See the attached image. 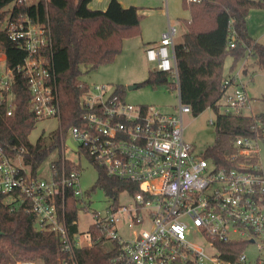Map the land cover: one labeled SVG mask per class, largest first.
I'll return each instance as SVG.
<instances>
[{
  "label": "built area",
  "instance_id": "2783aa9c",
  "mask_svg": "<svg viewBox=\"0 0 264 264\" xmlns=\"http://www.w3.org/2000/svg\"><path fill=\"white\" fill-rule=\"evenodd\" d=\"M16 3L31 4L16 0L0 26L25 56L9 68L0 48V106L13 114L12 85L15 74H21L27 79L36 120L57 118L59 129L61 102L50 21L14 15ZM179 33L169 20L159 42L145 49L155 69L172 76L168 88L179 98L175 111L128 102L108 84H88L80 96L79 122L61 143L50 180L25 161V145L12 143L6 151L0 144V204L33 213L37 230L59 237L61 251L54 264H80L76 250L98 241L110 243L105 247L112 253L109 264H264V168L257 148L261 138L237 137L235 152L224 166L185 140L184 115L191 107L180 94L175 52ZM235 81L226 80L228 87L217 103L220 113L245 114L250 108L244 83ZM82 154L108 176L135 184V189L108 195L104 211L92 209L77 167ZM87 216L88 230L81 231V218ZM252 244L258 251L254 259L246 252ZM238 246L243 250L235 258L224 255L234 254Z\"/></svg>",
  "mask_w": 264,
  "mask_h": 264
},
{
  "label": "trees",
  "instance_id": "16d2710c",
  "mask_svg": "<svg viewBox=\"0 0 264 264\" xmlns=\"http://www.w3.org/2000/svg\"><path fill=\"white\" fill-rule=\"evenodd\" d=\"M16 0H0V19L8 13L6 8ZM92 0H37L31 4H15L13 13L29 14L35 19L50 21L53 37L54 65L58 76L61 102V127L50 133L53 140L47 144L44 136L30 141V133L37 120L29 105L30 92L27 79L15 74L12 90L15 108L7 115V107L0 106V144L6 151L9 145H25V161L31 164L34 173L48 154L61 146L69 136L70 128L79 122L80 96L88 83L81 79L83 73L113 61L121 51L122 42L128 35L137 32L140 13L135 5L123 6L119 0H110L106 9H93ZM190 17L185 19L186 30L175 46L180 80V94L184 103L198 116L208 107L216 110L215 141L205 149L204 156L221 166L235 152L234 141L239 136L259 137L264 140V113L223 114L218 101L228 87L226 80L235 83L233 74L237 63L247 56L243 73L251 74L250 66L264 69V44L255 42L248 33L247 18L252 9H264V0H183ZM231 41L234 46H231ZM0 48L6 54L9 68L22 62L25 52L20 50L0 26ZM251 49V54L248 50ZM232 58L230 72H224V60ZM140 84L153 86L172 84L168 72L157 69L149 71ZM117 90L124 94L122 87ZM264 100V95L262 96ZM68 167L70 161H67ZM94 165V164H93ZM81 168L80 166H77ZM98 178L95 188H103L109 196H117L123 188L135 189L136 185L110 177L104 168L95 165ZM73 203V200H72ZM72 209V216L76 215ZM35 215L24 209L12 210L0 204V264H24L40 260L54 264L60 253L59 237L53 232L39 231L34 225ZM104 241L91 247L76 250L80 264H109L112 253L104 248ZM224 251V249L221 247ZM243 250L237 247L232 259Z\"/></svg>",
  "mask_w": 264,
  "mask_h": 264
},
{
  "label": "rangeland",
  "instance_id": "374dc122",
  "mask_svg": "<svg viewBox=\"0 0 264 264\" xmlns=\"http://www.w3.org/2000/svg\"><path fill=\"white\" fill-rule=\"evenodd\" d=\"M37 0H29V3H34ZM163 1L164 15L158 10L151 9L150 4L146 1L139 3L138 9L141 15L140 24L137 27V32L125 37L122 42V51L116 55L115 59L109 63L102 64L97 68L91 69L82 74L81 79L88 84H108L110 90L122 87L124 95L128 102L136 104H152L162 108L166 112L176 110L179 98L175 90L169 89L167 86H153L151 84H140L136 88L129 89V85L142 83L148 76L149 71L156 68L154 62L148 61L145 57V42L147 38L154 39L162 34L163 27H167L168 19L180 28L177 41L181 38L183 25L180 24L183 19L189 18V11L183 7V0H159ZM103 0H93L91 7L100 8L103 6ZM8 5L6 8L10 7ZM145 6H149L146 8ZM247 18L248 32L250 29L257 33L252 34L256 39L264 30V9H252ZM183 23V22H182ZM184 27L186 22L184 21ZM186 30V28H185ZM260 42L264 44V34L259 37ZM248 64L253 60L247 56L239 61L233 70L236 80L245 84L246 91L249 96L250 108L245 111V114L252 115L264 113V69L250 66L251 74L243 73L245 62ZM232 58L227 55L224 60V72L226 75L230 72ZM217 112L214 108L208 107L198 116L191 113L184 115V138L192 144L197 152H204L206 148L211 146L215 141V118ZM59 127L57 118H44L37 121L36 126L30 133V141L36 142L40 136H44L47 144L53 140L50 133ZM257 148L260 161L264 168V140L257 141ZM72 153V152H71ZM67 154H70L68 152ZM61 156V150L56 148L52 150L44 161L39 165L36 172L38 176L50 180L52 177L51 163ZM76 160L78 158L74 156ZM81 185L83 189H91L98 178V169L93 165L85 155H81L80 169ZM91 200V208L96 210H105L109 205L110 199L103 188H95L89 195ZM126 197H122L121 201H125ZM89 217H82L80 221V230H88ZM110 245L109 242L104 243V248ZM252 249L246 252L254 259L258 255L255 245H251Z\"/></svg>",
  "mask_w": 264,
  "mask_h": 264
},
{
  "label": "crops",
  "instance_id": "0c3cea01",
  "mask_svg": "<svg viewBox=\"0 0 264 264\" xmlns=\"http://www.w3.org/2000/svg\"><path fill=\"white\" fill-rule=\"evenodd\" d=\"M93 1V0H92ZM91 1V2H92ZM102 1V0H101ZM109 1L110 0H103V6H101L100 8H97V7H91L90 6V4H89V6L91 7V8H93V9H106V7H107V5H108V3H109ZM120 2H121V4L123 5V6H130V5H135V6H137V7H139L138 6V2H136V0H119ZM139 1H141V2H139V3H143V1H146L147 3H149L150 4V8L151 9H156V11L158 10L162 15H164V5H163V1H161V2H159V0H139ZM187 2H190V0H186ZM146 8H148L149 6H145ZM184 7V6H183ZM186 9V8H185ZM188 10V9H187ZM138 12H139V10H138ZM250 15V14H249ZM189 17H190V14H189ZM170 19H168V21H169ZM184 20L185 19H183V21H181L180 22V24L181 25H183L182 27H183V29L184 30H182L183 32L185 31V28L186 27H184L185 25H184ZM183 22V23H182ZM173 23V22H172ZM177 25V24H176ZM178 26V25H177ZM167 27H163V30L162 31H164L165 29H166ZM180 29V28H179ZM183 32H181V35H182V33ZM249 33V35L251 36V38L255 41V42H259V43H262V42H260V40H258L259 39V37L260 36H262L263 34H264V30H262L261 31V34L258 36V38H254L253 36H252V34H255V33H257V32H255L254 30L252 31L251 29H250V31L248 32ZM160 37H161V35L160 36H157L156 38H154V39H149V38H147V40H146V42H145V48L144 49H146V47H147V45H149V44H153V43H157V42H159V40H160ZM181 40V38L178 40V41H180ZM177 41V42H178ZM263 44V43H262ZM245 85V84H244Z\"/></svg>",
  "mask_w": 264,
  "mask_h": 264
},
{
  "label": "water",
  "instance_id": "95a60500",
  "mask_svg": "<svg viewBox=\"0 0 264 264\" xmlns=\"http://www.w3.org/2000/svg\"><path fill=\"white\" fill-rule=\"evenodd\" d=\"M137 87V84H134V85H129L128 88L129 89H133V88H136ZM67 144L72 147V149L76 150V146H74V144L72 143L71 139H67ZM2 232L0 231V234Z\"/></svg>",
  "mask_w": 264,
  "mask_h": 264
}]
</instances>
